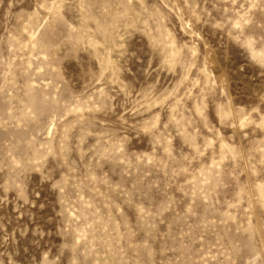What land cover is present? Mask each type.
Wrapping results in <instances>:
<instances>
[{
  "label": "rangeland",
  "instance_id": "rangeland-1",
  "mask_svg": "<svg viewBox=\"0 0 264 264\" xmlns=\"http://www.w3.org/2000/svg\"><path fill=\"white\" fill-rule=\"evenodd\" d=\"M0 264H264V0H0Z\"/></svg>",
  "mask_w": 264,
  "mask_h": 264
}]
</instances>
